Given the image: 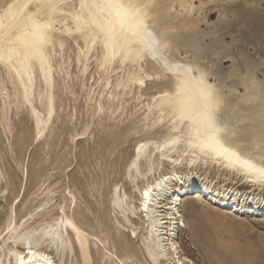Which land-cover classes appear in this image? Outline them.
<instances>
[{"label": "bare ground", "instance_id": "1", "mask_svg": "<svg viewBox=\"0 0 264 264\" xmlns=\"http://www.w3.org/2000/svg\"><path fill=\"white\" fill-rule=\"evenodd\" d=\"M262 4L264 0H0L2 132L10 131L4 107L10 97L16 109L25 107L33 117L38 135L49 127L56 113L54 74L67 73L61 61L66 45L75 48L81 74L92 58L96 68L113 73V79L109 73L103 77L97 95L100 115L122 114L129 101L135 103L129 116L141 111V124L132 131L143 140L127 167L139 204L116 189L110 200L141 244L130 249L126 234L115 227L123 254L104 248L102 257L108 264H133L141 260L133 261L136 255L145 264H194L174 240L178 229L186 226L179 207L190 195L230 213L264 215V179L232 166L207 147L208 134L200 123L210 108L224 147L264 168ZM212 10L219 12L218 21L209 25L213 29L207 34L200 24ZM225 35L231 37L230 43L224 42ZM221 59L231 62L226 70L220 69ZM6 82L12 86L11 96ZM114 126L129 128L120 117ZM206 164L239 176L257 192L201 176L197 168ZM71 198L74 207L78 203L74 195ZM20 200L11 204L6 217L0 210V264H67L68 251L75 249L82 264H92L90 244H105L109 230L101 217L92 225L83 217L88 231L73 207L66 211L69 198L56 204L61 212L57 217L46 207L36 212L42 205H29L24 215H17Z\"/></svg>", "mask_w": 264, "mask_h": 264}, {"label": "rangeland", "instance_id": "2", "mask_svg": "<svg viewBox=\"0 0 264 264\" xmlns=\"http://www.w3.org/2000/svg\"><path fill=\"white\" fill-rule=\"evenodd\" d=\"M260 7L264 8V4ZM218 16L219 12L210 11L207 22H201L200 29L209 34L218 21ZM198 37V40L203 38L205 42L210 40L207 36ZM223 40L230 43L231 37L225 35ZM249 52H253L252 47H249ZM75 54L76 50L72 45H66L61 52V61H65L67 73L61 71L54 74L56 113L41 136L25 107L16 109L12 97L4 105L10 131L4 133L0 129V210L3 209L1 215L6 217L10 214L11 204L14 205L21 199L17 215H24L29 205H34L33 208L42 205L36 212H41V208L46 207L49 208L50 216L57 217L61 212L56 204L69 198L66 202L69 208L66 211L71 212L74 203L70 202V197L74 195L78 206H74L73 211L77 218L82 221L84 217L92 225L94 218L101 217L109 228L105 244L97 242L96 247L90 244L91 263L108 264L106 258L102 257L103 251H114L118 256L123 254L115 227L126 234L130 249L141 244L139 236L132 238L131 225L112 209L110 203L116 189L121 194L125 191L131 196V202L139 204L136 198L138 192L134 183L130 182L127 167L138 142L143 140L141 134H134L132 131L141 124V111L129 116V111L133 112L135 104L129 101L126 107L128 110H124L122 114L118 111L114 115H100L96 108L97 95L102 88L103 77L109 73L113 79V73L110 70L103 73L96 68L92 58L88 62L87 71L81 74L75 63ZM57 59L60 60L59 57ZM230 64V61L221 59L220 69L226 70ZM5 87L12 94L9 82L5 83ZM2 106L0 96V117L3 113ZM119 117L125 118L129 128L119 130L114 126L118 124ZM167 169V165H164L162 171ZM197 171L201 176L208 175L218 184L223 183L241 191L257 192L243 183L239 176L229 175L214 164L201 165ZM143 184L144 181H138L139 187ZM45 201L49 203L45 205ZM86 208H91L92 211ZM179 209L184 215L186 226L178 229L174 240L180 252L194 264H264L262 213H230L228 208H218L209 200L194 198L192 195L181 201ZM115 219L119 221L118 224ZM82 223L87 228L84 220ZM135 227L137 232L141 230L139 224ZM92 230L102 235L95 226H92ZM53 256L57 261L58 256ZM132 259H141L133 264H145L139 255ZM66 262L82 264L77 249L75 252L68 251Z\"/></svg>", "mask_w": 264, "mask_h": 264}, {"label": "snow or ice", "instance_id": "3", "mask_svg": "<svg viewBox=\"0 0 264 264\" xmlns=\"http://www.w3.org/2000/svg\"><path fill=\"white\" fill-rule=\"evenodd\" d=\"M118 6V5H112ZM137 29H139V22H137ZM211 96V93H208ZM208 134L207 147H209L217 155H222L232 166H239L248 172H255L258 178L264 179V168H257L250 160L242 158L237 152L224 147L220 139V129L215 123L214 112L209 108L203 115L200 122ZM147 195V192L145 193Z\"/></svg>", "mask_w": 264, "mask_h": 264}]
</instances>
